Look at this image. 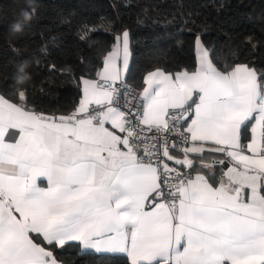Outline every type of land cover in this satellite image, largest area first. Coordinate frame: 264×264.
<instances>
[{"label": "snow or ice", "instance_id": "1", "mask_svg": "<svg viewBox=\"0 0 264 264\" xmlns=\"http://www.w3.org/2000/svg\"><path fill=\"white\" fill-rule=\"evenodd\" d=\"M195 45L191 68L133 90L125 29L67 114L0 94V264H69L70 245L128 264H264V68Z\"/></svg>", "mask_w": 264, "mask_h": 264}, {"label": "trees", "instance_id": "2", "mask_svg": "<svg viewBox=\"0 0 264 264\" xmlns=\"http://www.w3.org/2000/svg\"><path fill=\"white\" fill-rule=\"evenodd\" d=\"M22 10L31 20L24 21ZM15 22L22 30L13 33ZM125 29L132 52L127 81L138 89L155 68H191L197 34L220 64L264 68V0H33L31 7L29 0H0V93L18 102L24 90L30 107L69 113L78 104L81 77H95ZM22 61L31 79L17 84L14 74ZM57 255L69 264H128L126 256L77 245Z\"/></svg>", "mask_w": 264, "mask_h": 264}, {"label": "clouds", "instance_id": "3", "mask_svg": "<svg viewBox=\"0 0 264 264\" xmlns=\"http://www.w3.org/2000/svg\"><path fill=\"white\" fill-rule=\"evenodd\" d=\"M33 0H29V6L31 7ZM22 16L24 21L27 22L31 20L32 16L28 11L22 10ZM22 30V24L20 22H15L11 25L10 31L15 33ZM28 67L27 61H22L16 65V73L14 74V80L17 84H24L31 79L30 73L26 71Z\"/></svg>", "mask_w": 264, "mask_h": 264}, {"label": "crops", "instance_id": "4", "mask_svg": "<svg viewBox=\"0 0 264 264\" xmlns=\"http://www.w3.org/2000/svg\"><path fill=\"white\" fill-rule=\"evenodd\" d=\"M123 32V31H122ZM121 32V33H122ZM111 50V49H110ZM109 50V51H110ZM108 53V52H107ZM107 53L104 55V57L107 55ZM195 58L197 59V51H196V45H195ZM152 71V70H151ZM144 75H146V73L144 74ZM81 87H82V85L80 84V97H79V100H80V98H81ZM140 89V88H139ZM0 94H2V93H0ZM6 97V96H5ZM7 98V97H6ZM78 103H79V101H78ZM78 105V104H77ZM172 154L174 155V156H176V157H178V158H182V154L181 153H179V152H177L176 150H172ZM216 159H220V157H216ZM205 162H207V163H211L212 162V157H206L205 158ZM169 164H170V166H172V165H174V162H169ZM197 165H199V160H197ZM198 170V168L197 169H193V172L195 173V171H197ZM213 170L214 171H216V174H217V177H219V175H220V167L219 166H216V165H214L213 166ZM207 171V170H206ZM88 251H93V250H88ZM103 254H106V253H103Z\"/></svg>", "mask_w": 264, "mask_h": 264}, {"label": "built area", "instance_id": "5", "mask_svg": "<svg viewBox=\"0 0 264 264\" xmlns=\"http://www.w3.org/2000/svg\"><path fill=\"white\" fill-rule=\"evenodd\" d=\"M127 85L131 88V89H133V90H139L138 88H136V87H134L133 85H131L128 81H127ZM131 99H132V97L131 96H128L127 97V100L128 101H131ZM125 100H126V98H125V96H124V93L123 92H121V97H120V103H121V105H123L124 103H125ZM71 112V111H70ZM69 112V113H70ZM173 141L172 140H169V144H171ZM173 150H175V149H173ZM172 166H175V165H172Z\"/></svg>", "mask_w": 264, "mask_h": 264}]
</instances>
